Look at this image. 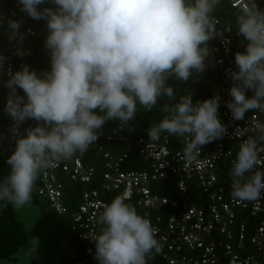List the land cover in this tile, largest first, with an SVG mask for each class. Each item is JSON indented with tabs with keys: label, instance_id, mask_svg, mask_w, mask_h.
Wrapping results in <instances>:
<instances>
[{
	"label": "clouds",
	"instance_id": "obj_1",
	"mask_svg": "<svg viewBox=\"0 0 264 264\" xmlns=\"http://www.w3.org/2000/svg\"><path fill=\"white\" fill-rule=\"evenodd\" d=\"M18 0L20 12L46 23L44 47L50 69L37 74L28 65L6 71L8 89L4 111L17 127L14 151L6 158L9 174L0 182V204L21 209L32 201L41 172L62 160L83 154L97 141L107 121L128 126L138 111L174 98L168 79L186 82L204 71L207 42L216 28L211 13L220 0ZM237 32L247 41L245 52L235 54L238 71L229 70L233 86L226 107L234 120L249 111L264 113V10L254 0H241ZM20 20L7 18L9 42H22ZM24 56L30 50L16 48ZM6 57L0 55V72ZM17 89L23 91L21 96ZM246 90L253 95L246 96ZM221 97L192 102L186 92L178 102L161 105L166 115L148 129L150 142L162 133L187 138L184 157L195 162L200 146L227 133L218 118ZM37 125L19 133L26 120ZM259 136L239 146L232 161L231 196L255 201L264 192V172L246 176L258 162L257 139L264 140V122L257 121ZM99 233L85 237L94 242L97 264H147L146 257L162 245L150 221L121 196L103 205ZM38 238L30 237L24 250L35 253Z\"/></svg>",
	"mask_w": 264,
	"mask_h": 264
},
{
	"label": "built area",
	"instance_id": "obj_2",
	"mask_svg": "<svg viewBox=\"0 0 264 264\" xmlns=\"http://www.w3.org/2000/svg\"><path fill=\"white\" fill-rule=\"evenodd\" d=\"M225 1L232 9L240 11L241 0ZM19 9L18 0H0V55L6 57L0 72V87H5L6 71L14 72L15 59L33 57L39 41L38 31L24 27L27 15ZM7 18L21 21L19 31L25 34L22 42H9ZM236 18L234 15L221 20L211 13L216 32L209 40L213 58L208 66L222 83L210 91L212 96L221 97L218 118L227 133L200 146L195 162L188 164L185 160V137L162 133L158 141L150 142L148 136L132 139L118 126L108 133H100L83 154L76 153L57 167L41 172L32 195L45 198L57 214L66 212L61 200L64 186L59 171L80 182L94 180L97 167L101 174L100 185L96 190L83 193L77 210L70 216V234L76 246L68 264H92L76 256L79 252L94 256V242L85 237L101 231L102 225L97 220L104 210L103 205L117 196L132 202L140 216L149 220L155 229L154 235L162 251H153L147 256V264H264V192L255 201L240 202L231 196L232 161L242 143L259 136L256 122H264V113L254 111L247 112L243 120H234L226 107L232 99L229 89L233 81L229 70L238 71L235 54L245 52L248 43L237 32ZM16 48L28 49L30 54L18 56ZM44 53L50 60L46 48ZM47 68L46 65L45 70ZM245 94L249 96L253 92L246 90ZM4 115L0 113V119ZM36 125L37 121L26 120L18 126L20 135ZM14 127H17L15 123L0 125V154L14 151ZM257 152V165L246 176L264 172V140L257 139ZM88 154L85 163L83 156ZM91 162L97 164L96 168ZM128 165L135 168L126 169ZM162 190L169 196L161 195Z\"/></svg>",
	"mask_w": 264,
	"mask_h": 264
},
{
	"label": "trees",
	"instance_id": "obj_3",
	"mask_svg": "<svg viewBox=\"0 0 264 264\" xmlns=\"http://www.w3.org/2000/svg\"><path fill=\"white\" fill-rule=\"evenodd\" d=\"M255 4L264 7V0H256ZM50 4L47 3L41 5L40 8L48 7ZM214 16L221 20L231 18L234 15H238L239 11L232 9L225 0H220V3L217 5L215 10L212 12ZM24 27H30L35 31H38L39 41L37 42V49L34 52V56L31 58L26 57H17L15 59V69L18 71L21 68V65H28L30 70H34L37 73H42L49 61L47 56L44 53V40L47 35L46 23L42 20H34L27 16V20L24 22ZM207 47L209 49V55L205 59L206 67L204 71L200 74H194L193 77H190L188 81H177L174 78H169L167 83L173 88L175 93L174 98L169 100L167 97H162L158 100L156 106H154L151 111H146L138 105V111L135 118L129 121L128 126H122L119 121H107L102 127L101 133H108L113 128L121 126L124 132L130 136L132 139H136L142 136H148V129L158 123L166 113L161 111V105L165 103L174 104L179 101V99L186 94V92L191 93V98L193 104L197 101H202L207 98L212 97L211 88L217 84L222 83L220 77L213 72L209 66L208 62L213 58V54L210 49V42H207ZM18 93L21 95L22 90L17 89ZM8 95V89L5 87H0V113L5 114L2 119H0V125H10L14 123L11 118L4 111V105L6 102V97ZM253 94L247 96L251 97ZM253 112V111H249ZM11 153L0 154V179H4L10 170V166L6 163V158ZM88 155L83 156V161L88 162ZM98 160V159H94ZM92 165L96 168L94 162H91ZM125 168L134 169L132 165L125 166ZM96 170V169H95ZM97 170L99 168L97 167ZM96 170L95 179L90 182H80L78 179L72 180L69 174H62L59 171V175L62 178V184L64 190L62 193V203L66 209V212L63 214H57L49 205L48 201L45 198L35 197L32 195L33 200L38 204L40 211L44 217L53 221L56 226L62 231L65 241V251L63 254V261L61 264H68L70 262L74 247L75 241L70 234V216L75 212L80 204L81 197L84 192H90L96 190L101 183V174L100 171ZM41 175V173H40ZM35 181L36 184H39V178ZM164 184L161 183V186ZM160 187V186H159ZM174 193V192H172ZM161 195H168L169 193L166 190L160 192ZM132 205V202H125ZM135 208V207H134ZM136 209V208H135ZM0 259H10L12 254L16 251L19 246L24 245V234L21 230L19 224L15 221V217L12 220L14 215L10 205L3 207L0 204ZM137 214L141 215L136 209ZM15 216V215H14ZM78 260L87 261L90 263L96 264L94 256H85L82 252H79L76 256Z\"/></svg>",
	"mask_w": 264,
	"mask_h": 264
},
{
	"label": "rangeland",
	"instance_id": "obj_4",
	"mask_svg": "<svg viewBox=\"0 0 264 264\" xmlns=\"http://www.w3.org/2000/svg\"><path fill=\"white\" fill-rule=\"evenodd\" d=\"M261 10L264 7L259 6ZM50 68V60L47 63ZM15 211V212H14ZM13 217L21 227L25 244L19 246L10 259H0V264H61L65 251V241L62 231L56 224L44 217L38 204L33 200L21 209L13 208ZM41 225V226H38ZM30 237L38 238L39 244L35 253L27 258L24 250Z\"/></svg>",
	"mask_w": 264,
	"mask_h": 264
},
{
	"label": "water",
	"instance_id": "obj_5",
	"mask_svg": "<svg viewBox=\"0 0 264 264\" xmlns=\"http://www.w3.org/2000/svg\"><path fill=\"white\" fill-rule=\"evenodd\" d=\"M23 135H24V133L22 134V136H23ZM10 207H11V208H12V210H13V207H12L11 205H10ZM14 212H15V211H14ZM17 220H18V219H17ZM17 220H16V221H17ZM38 226H41V225H39V224H38Z\"/></svg>",
	"mask_w": 264,
	"mask_h": 264
},
{
	"label": "crops",
	"instance_id": "obj_6",
	"mask_svg": "<svg viewBox=\"0 0 264 264\" xmlns=\"http://www.w3.org/2000/svg\"><path fill=\"white\" fill-rule=\"evenodd\" d=\"M49 69H50V68L48 67L46 70H49ZM46 70H45V71H46Z\"/></svg>",
	"mask_w": 264,
	"mask_h": 264
}]
</instances>
